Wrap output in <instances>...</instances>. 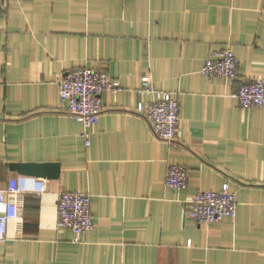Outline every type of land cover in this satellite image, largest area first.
Masks as SVG:
<instances>
[{
    "label": "crops",
    "instance_id": "0c3cea01",
    "mask_svg": "<svg viewBox=\"0 0 264 264\" xmlns=\"http://www.w3.org/2000/svg\"><path fill=\"white\" fill-rule=\"evenodd\" d=\"M226 46L238 79L207 77ZM83 67L122 85L102 94L90 146L56 82ZM143 75L179 100L181 139H159L137 111ZM250 78H264V0H0V190L15 179L22 192L0 264H264V106L233 97ZM174 164L189 170L180 191L166 185ZM226 183L235 218H187L192 196ZM63 191L92 197L80 241L59 227Z\"/></svg>",
    "mask_w": 264,
    "mask_h": 264
},
{
    "label": "built area",
    "instance_id": "2783aa9c",
    "mask_svg": "<svg viewBox=\"0 0 264 264\" xmlns=\"http://www.w3.org/2000/svg\"><path fill=\"white\" fill-rule=\"evenodd\" d=\"M202 72L207 77L238 79V59L230 46L213 52L206 60ZM62 109L84 126L83 137L91 144V131L99 123L104 111L102 94L117 93L122 89L119 80L106 72L83 67L57 76ZM137 111L144 115L154 134L161 140L173 142L183 137L180 103L169 91L157 89L150 75H143L138 90ZM243 109L264 106V78H250L240 82L233 93ZM189 170L184 165H170L166 185L180 191L188 186ZM21 188L15 179L0 190V242L7 241L10 222L21 217ZM88 193L63 191L58 200L59 227L74 233L75 241L95 227L92 199ZM239 203L228 183L219 191H198L187 202L186 216L198 224L211 225L225 217L235 218Z\"/></svg>",
    "mask_w": 264,
    "mask_h": 264
},
{
    "label": "water",
    "instance_id": "95a60500",
    "mask_svg": "<svg viewBox=\"0 0 264 264\" xmlns=\"http://www.w3.org/2000/svg\"><path fill=\"white\" fill-rule=\"evenodd\" d=\"M23 172L34 173L40 176H45L47 173L56 174L58 166L53 164H22L19 166Z\"/></svg>",
    "mask_w": 264,
    "mask_h": 264
}]
</instances>
